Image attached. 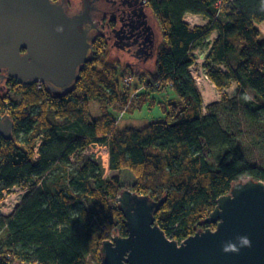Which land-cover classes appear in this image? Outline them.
<instances>
[{
    "label": "trees",
    "instance_id": "trees-1",
    "mask_svg": "<svg viewBox=\"0 0 264 264\" xmlns=\"http://www.w3.org/2000/svg\"><path fill=\"white\" fill-rule=\"evenodd\" d=\"M144 1L161 43L140 82L150 99L167 91L175 96L156 103L163 115L144 129L117 128L116 115L130 102V90L116 78L101 35L68 94L55 96L43 85L20 86L13 79L0 92V116L14 124L11 139H0V197L15 187L27 189L11 215H0V264H88L92 252L100 264L105 233L127 236L116 202L125 189L118 176L104 179L92 155L74 166L92 144L107 148L110 172L133 175L131 191L163 199L155 223L176 242L213 227L204 220L233 184L264 182V162H249L236 133L214 109H230L264 128V38L257 29L264 23V0ZM187 14L207 24L191 28ZM213 33L203 64L207 78L218 91L232 82L238 89L204 114L189 69L194 51ZM11 93L20 100L12 102ZM93 102L97 117L90 113Z\"/></svg>",
    "mask_w": 264,
    "mask_h": 264
},
{
    "label": "water",
    "instance_id": "water-1",
    "mask_svg": "<svg viewBox=\"0 0 264 264\" xmlns=\"http://www.w3.org/2000/svg\"><path fill=\"white\" fill-rule=\"evenodd\" d=\"M67 1L0 0V82L7 78L20 86L40 84L55 96L75 88L81 71L93 59L94 42L103 36L98 22L111 6L109 0H77L70 8ZM153 43L144 39L140 45L144 62H138L151 63ZM12 130L11 119L2 117L0 138L10 140ZM116 202L127 236L102 242L100 264H264L261 180L233 184L204 220L214 228L199 230L181 242L169 239L155 223L163 199L124 189ZM243 237L248 244L242 243Z\"/></svg>",
    "mask_w": 264,
    "mask_h": 264
},
{
    "label": "rangeland",
    "instance_id": "rangeland-1",
    "mask_svg": "<svg viewBox=\"0 0 264 264\" xmlns=\"http://www.w3.org/2000/svg\"><path fill=\"white\" fill-rule=\"evenodd\" d=\"M146 12L148 15L149 22L154 31V42H155L154 45L155 48H157L161 43L160 31L157 28L149 11L146 10ZM107 43H108L107 50L109 54V62L113 64L112 68L116 73V78L118 80H121L122 78L123 80V78L129 72V71L126 72V67L128 66L132 69V71L130 72H133L131 73L132 74L131 76H133V80L131 83V87L129 88L130 102H128L127 107H124L123 110L116 115L117 128L119 130H124V129L142 130L145 127H147L153 120H156L163 115L160 107L156 105V103L159 100L162 99L164 100V97L167 95L168 96L171 95L173 98L175 96L174 94H172L171 91H167V92L154 94L153 96L155 98L150 99L149 94L146 93L144 94V89L142 88L143 85L142 82H140V77H141L140 75L141 73L145 71H150L151 68H153L152 65L154 64V59L151 61V63L141 64L136 59L130 57L127 53L115 48L112 45V42L108 41ZM208 46H209V42L207 41L194 51L195 61L197 62H195L194 65L191 67L192 78L194 79L200 91V94L202 96V101L204 103L203 106L204 114H207L209 112V109L213 104H218L221 101V97H222V95L219 97L218 94L214 91V89L213 90L211 89L212 93L210 95L205 93L206 88L204 83L206 81L207 82L209 81L207 77H205L206 74H204V72H206V70L204 69L203 64L207 56ZM198 60H200L201 62H199ZM202 73L204 79L202 78ZM4 86H5L4 83L0 84V92H6L7 89ZM135 92L136 95H134ZM235 92L237 93V89L236 91L233 90L231 95L230 90L228 88L227 94L225 93L223 95L226 96L231 95L233 97H230V99H232L234 98ZM248 94L250 97H253V93L248 92ZM10 97L12 102L14 103L20 100V96L15 93H11ZM89 108L92 117H97L95 116L98 112L97 102L91 103L89 105ZM221 108L222 107L217 106L214 109L218 110L219 113H221L220 118L222 123L230 126V128L236 133V138H237L236 142L238 146L241 148V150L244 152V154L247 156L249 162L252 165L255 164L259 167H263L264 128L246 121L244 118H242L239 115H232L228 113V110L230 109H225L224 111H222ZM91 155L94 156V159H96L95 161L99 165H101L104 179H109L111 177L118 176L120 184L125 189H129L132 186L134 182V177L129 171L125 170L121 172H110L108 170L107 148H103L102 146H100V144H92L88 146L84 151V153L82 154L83 156L82 160H79L77 163L74 164V166L78 167L81 162H83L86 158L90 157ZM15 193L16 192L13 191V189L3 193V198L0 199L1 209L4 206H6L4 205V202L6 200H8L7 208L13 207V204L16 201L14 199ZM9 215H4V216H9ZM95 256L96 255L92 252L87 258V263L96 264L97 262L95 260Z\"/></svg>",
    "mask_w": 264,
    "mask_h": 264
},
{
    "label": "flooded vegetation",
    "instance_id": "flooded-vegetation-1",
    "mask_svg": "<svg viewBox=\"0 0 264 264\" xmlns=\"http://www.w3.org/2000/svg\"><path fill=\"white\" fill-rule=\"evenodd\" d=\"M76 1L77 0L71 2L68 0L67 4L70 8H72ZM107 2L108 7L111 6L110 11H108V14L104 15L98 22V26L101 28L103 37L106 38L107 42H112V45L118 50L127 53L133 59L143 61V57H145V55H141V52L143 51L141 48L142 46L140 45L144 42L146 37L154 41V32L149 24L145 4L142 5L140 3L141 0H132V3L131 0H109ZM141 16L143 17V24H141ZM144 21L146 22L145 24ZM133 27L140 29L135 30ZM115 36L118 39H116ZM154 44L155 43H153L152 48L149 49V51H153V53L155 50ZM138 57H140V59H138ZM8 80L12 79L5 78L2 82H0V84L4 83V85L7 86V83L9 82ZM1 118L2 117L0 116V119Z\"/></svg>",
    "mask_w": 264,
    "mask_h": 264
},
{
    "label": "crops",
    "instance_id": "crops-1",
    "mask_svg": "<svg viewBox=\"0 0 264 264\" xmlns=\"http://www.w3.org/2000/svg\"><path fill=\"white\" fill-rule=\"evenodd\" d=\"M184 21L186 22V23H188L189 24V26L191 27V28H193V27H203V26H205L206 24H207V20H205V19H203L202 17H200V16H195V15H190V14H187V15H185L184 16ZM257 29L259 30V32H260V35H261V37L262 38H264V23H261V24H259V25H257ZM215 37H216V34L215 33H213L211 36H210V38H209V40H208V42L209 43H211L212 41H213V39H215ZM199 48V47H198ZM209 49H210V45L208 46V49H207V55H208V53H209ZM154 58H152V60H153ZM199 62H201L200 60H198ZM195 62H197V61H195ZM153 64V63H152ZM204 74H206V72H204ZM205 77H207V74L205 75ZM202 78H203V73H202ZM204 79V78H203ZM208 79V78H207ZM206 81V80H205ZM209 81V80H208ZM204 83V82H203ZM211 84V86H210V84ZM205 84V88H211L212 90L214 89V91L218 94V96L220 97L221 95H223V94H227V90H228V88H229V90H230V93H231V95H232V91L233 90H235L236 91V89H238V85L236 84V83H234V82H232L227 88H225V89H223L222 91H218L216 88H215V86L209 81V82H205L204 83ZM206 91V90H205ZM231 95H228V97L230 98V97H233V96H231ZM236 95V92L234 93V96ZM203 106H204V103H203Z\"/></svg>",
    "mask_w": 264,
    "mask_h": 264
},
{
    "label": "built area",
    "instance_id": "built-area-1",
    "mask_svg": "<svg viewBox=\"0 0 264 264\" xmlns=\"http://www.w3.org/2000/svg\"><path fill=\"white\" fill-rule=\"evenodd\" d=\"M193 66V65H192ZM191 66V67H192ZM191 67H190V74H191ZM132 74H128V75H126L124 78H123V80H122V82H123V85L126 87V88H130L131 87V83H132V80H133V76H131ZM192 76V75H191ZM194 80V79H193ZM38 85H40V84H38ZM134 95H136V92L134 93ZM101 146V145H100ZM103 148H105V147H103ZM35 151H37V149H35ZM13 191H15L16 193H15V195H14V199L16 200L15 202H14V204H13V207L12 208H7V205H8V200H6L5 202H4V205H6V206H4L2 209H1V207H0V215H2V216H4V215H9V214H11V213H13L14 211H15V209H16V207L21 203V201H22V198H23V196H24V194L26 193V191H27V189L26 188H21V187H15V188H13ZM5 192H7V191H5ZM4 193V192H3ZM3 193H2V195H1V197H0V199H2L3 198ZM13 199V198H12ZM214 227H211L210 229H213ZM104 227L102 228V230L104 231ZM113 237V235L111 236H109V235H107V233H105V239L104 240H111V238ZM31 264H36V263H31Z\"/></svg>",
    "mask_w": 264,
    "mask_h": 264
},
{
    "label": "clouds",
    "instance_id": "clouds-1",
    "mask_svg": "<svg viewBox=\"0 0 264 264\" xmlns=\"http://www.w3.org/2000/svg\"><path fill=\"white\" fill-rule=\"evenodd\" d=\"M240 239H241L242 243H244V244H248L249 243V241L247 240L246 237H243V238H240Z\"/></svg>",
    "mask_w": 264,
    "mask_h": 264
},
{
    "label": "bare ground",
    "instance_id": "bare-ground-1",
    "mask_svg": "<svg viewBox=\"0 0 264 264\" xmlns=\"http://www.w3.org/2000/svg\"><path fill=\"white\" fill-rule=\"evenodd\" d=\"M205 93H207L208 95H210V94L212 93V90H211V88H206V91H205Z\"/></svg>",
    "mask_w": 264,
    "mask_h": 264
}]
</instances>
